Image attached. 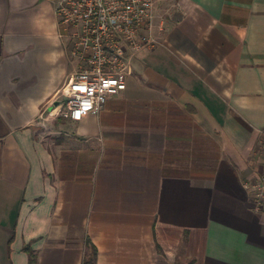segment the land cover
Segmentation results:
<instances>
[{
	"label": "crops",
	"instance_id": "1",
	"mask_svg": "<svg viewBox=\"0 0 264 264\" xmlns=\"http://www.w3.org/2000/svg\"><path fill=\"white\" fill-rule=\"evenodd\" d=\"M56 0H0V264H264L249 183L264 0H154L126 88L60 116L76 62Z\"/></svg>",
	"mask_w": 264,
	"mask_h": 264
},
{
	"label": "built area",
	"instance_id": "2",
	"mask_svg": "<svg viewBox=\"0 0 264 264\" xmlns=\"http://www.w3.org/2000/svg\"><path fill=\"white\" fill-rule=\"evenodd\" d=\"M154 0H56L55 13L76 69L65 86L61 117L79 122L126 88L130 60L156 43ZM262 172L246 183L253 207L264 213V127L259 130Z\"/></svg>",
	"mask_w": 264,
	"mask_h": 264
},
{
	"label": "trees",
	"instance_id": "3",
	"mask_svg": "<svg viewBox=\"0 0 264 264\" xmlns=\"http://www.w3.org/2000/svg\"><path fill=\"white\" fill-rule=\"evenodd\" d=\"M24 251L28 254V264H36V254L28 247H24ZM95 260V253L93 251L92 259L84 261V264H93Z\"/></svg>",
	"mask_w": 264,
	"mask_h": 264
},
{
	"label": "rangeland",
	"instance_id": "4",
	"mask_svg": "<svg viewBox=\"0 0 264 264\" xmlns=\"http://www.w3.org/2000/svg\"><path fill=\"white\" fill-rule=\"evenodd\" d=\"M73 61H75V60H73ZM259 151H260V148H259ZM256 167H257L256 173H257V175H260L262 172L261 157H259V159L256 161Z\"/></svg>",
	"mask_w": 264,
	"mask_h": 264
}]
</instances>
